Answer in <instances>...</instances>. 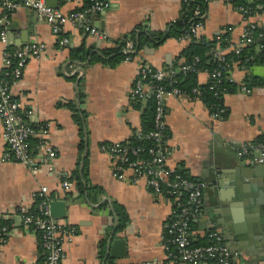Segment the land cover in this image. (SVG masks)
<instances>
[{
    "label": "crops",
    "instance_id": "crops-1",
    "mask_svg": "<svg viewBox=\"0 0 264 264\" xmlns=\"http://www.w3.org/2000/svg\"><path fill=\"white\" fill-rule=\"evenodd\" d=\"M49 1L53 9L64 14L83 4L81 0ZM108 1L102 13L87 17L88 24L104 37L98 39L66 23L61 29V37L68 40L66 46L59 45L50 27L30 9L22 7L6 14L0 9V32L3 19L8 22L4 28L8 45L0 42V73L7 47L30 42L46 45L42 56L28 59L22 79L13 83L10 93L22 111L31 113L26 116L27 123L33 127L42 124L47 129L49 143L56 151L52 161L40 162L38 171L32 173L8 158L0 122V223L10 228L0 244V264H44L38 235L25 227L21 218L22 210L30 209L42 187L51 200L66 203L64 217L56 220L75 228L72 240L63 245L62 264H109L108 259L112 264H185L169 258L165 249L171 202L155 194L143 179L132 182L130 171L125 172V180L116 179L111 157L101 151L100 144L119 143L139 131L141 111L130 98L137 57L150 67L162 68L176 60L187 42L167 38L156 48L147 47L142 55L113 67L89 63L90 58L82 63L69 59V48L84 44L99 54L100 49L111 47L139 24L150 31H164L179 17L181 0ZM205 6L200 37L211 40L228 32L230 44H238L244 28L241 11L228 0H211ZM248 20L264 30V10ZM252 72L261 78L262 85L248 90L243 83L248 71L232 65L229 77L238 89L223 96L227 116L222 120L212 118L197 98L179 94L164 100L165 145L170 152L166 164L173 170L183 169L203 185L201 212L190 237L200 240L216 233L231 252L229 264H264V228L260 225L264 220V171L257 182L243 178L241 171L253 165L238 156L241 145L253 143L264 134V63ZM197 80L207 83L208 74L200 72ZM68 105L84 115L82 136ZM85 158L89 184L103 190L96 203L79 196L73 184L66 191L61 188L63 177L75 169L81 172ZM113 202L121 205L128 217L120 232L115 229ZM111 234L125 241V254L101 259L100 252L103 250L105 256Z\"/></svg>",
    "mask_w": 264,
    "mask_h": 264
},
{
    "label": "built area",
    "instance_id": "built-area-1",
    "mask_svg": "<svg viewBox=\"0 0 264 264\" xmlns=\"http://www.w3.org/2000/svg\"><path fill=\"white\" fill-rule=\"evenodd\" d=\"M79 2L80 0H61ZM82 1V0H81ZM192 0H181V5H188ZM211 0H201L206 5ZM89 4L82 9L74 10L64 14L57 9L47 6L45 0H0V9L6 14L18 8L30 9L39 20L44 21L51 29L52 33L58 37L60 46H66L68 40L61 37L62 26L66 23L74 24L78 29L93 37L101 39L104 37L96 28L88 24L87 17L90 14H99L104 11L109 4L108 0H88ZM239 11L242 9L239 8ZM242 13V11H241ZM246 11H243L244 28L239 36L238 44H229L225 48L214 49L212 55L215 58L222 59L226 52L238 54L243 47L255 42H264V32L252 37L251 30L257 25L251 22L250 16L244 17ZM194 14L200 19L190 26L189 32L192 37L199 38V32L205 17V11L200 13L199 5L194 8ZM4 28L8 24L3 19ZM0 32V42L8 45L5 37V29ZM187 41L184 38L179 39ZM262 48V45H257ZM46 51V45L42 42H30L22 47H7L4 52V68L0 75L7 74L6 70L10 69L9 84L0 78V122L2 124V134L7 143L10 159L25 165L32 173L38 171L40 162H49L56 157V151L52 148L47 137V129L41 125L38 128L31 126L26 122V116L30 115L29 111H22L19 102L12 97L10 88L13 83L22 79L23 71L27 61L31 57H40ZM126 53L133 52L131 44L126 43L123 49ZM127 61H130L126 59ZM138 69L133 80L130 90V98L139 101L142 107L147 103L148 95L153 91L149 84L145 82L146 74L151 68L142 58L137 57ZM182 71L198 72L193 65H184ZM200 72H198L199 74ZM173 74V70H163L158 68L151 75L155 80H161L165 76ZM220 73L214 72L210 76L216 78ZM156 111L154 118V130L145 135L152 138L155 142V149L150 153L154 155L151 162L141 159L130 161L127 156V150L122 148L119 143H111V146L100 144L101 151L110 155L112 160L111 172L118 180H125V172L130 171L133 175L132 182L137 179H143L147 186L157 195L165 197L172 204L171 217L165 225V249L169 258L174 261L185 264H200L216 259L219 264H229L231 252L222 242L216 233L208 234V244L191 246L190 235L192 233L190 224L197 221L201 212L203 201V185L197 180H191L174 174L166 164V159L170 154L166 148V137L163 131L167 129L164 115V100L168 96L179 95L176 89L164 91L156 88ZM212 116V115H211ZM212 118H214L212 116ZM222 120V118H214ZM35 138L38 143L35 148L31 145V139ZM34 150V151H33ZM131 154L136 156L137 150H131ZM238 156L243 162L250 165H264V141L259 143H245L239 147ZM72 183L64 180L61 182V188L66 191ZM36 194L44 197L37 204V211L29 214L28 211L22 210V224L38 233L40 251L44 264H62L63 245L72 240L75 228L59 223L50 213L51 199L47 195L46 188L42 187ZM35 194V195H36ZM34 195V197H35ZM33 197V200H34ZM184 199V200H183ZM10 233L7 225H0V244Z\"/></svg>",
    "mask_w": 264,
    "mask_h": 264
},
{
    "label": "trees",
    "instance_id": "trees-1",
    "mask_svg": "<svg viewBox=\"0 0 264 264\" xmlns=\"http://www.w3.org/2000/svg\"><path fill=\"white\" fill-rule=\"evenodd\" d=\"M82 7L75 9L80 10L89 4L88 0H82ZM235 9L241 8L246 11L244 17L253 16L264 10V0H228ZM199 5L200 13L206 10V6L202 4L201 0H192L187 6L182 4L180 15L175 19L164 31H150L147 29L145 24H139L134 30L118 39L109 48L100 49V53H92L91 49L85 47L84 44L76 48H69V59L73 62H85L90 58L89 63H101L108 67H113L119 62L126 59L132 60L136 56H140L143 50L147 47L156 48L167 38H175L177 40L184 38L187 40L186 47L180 52L176 60L171 65H164L163 70H173V74L165 76L161 80H155L151 75L155 72V68L151 67L149 72L146 74L145 82L149 84L151 90H153L147 98V103L144 108L141 106L138 100L131 99L132 104L135 108L141 111L140 116V128L139 131L133 132L126 140L120 142L122 148L127 150V156L130 161L141 159L146 162H151L154 155L150 153L151 149H155V142L152 138H147L145 135L150 131L154 130V118L157 107L155 89L161 88L164 91H170L176 89L180 95H186L192 98L200 100L209 113L214 118L225 119L227 116V109L223 105V96L225 94H232L237 91L238 86L230 79V70L232 65L236 63L239 67L248 71V74L244 79L245 88L260 87L262 80L259 76L255 75L252 70L256 66H260L264 63V42H255L246 45L241 49L238 54L231 51L223 54L222 59L215 58L212 53L214 49L227 47L230 41V34L228 32L218 35L215 38L209 40L203 37L194 38L191 36L189 29L194 23L200 19L194 14V8ZM264 30L258 26L251 30L252 37H256L259 33ZM129 42L133 49V52L126 53L123 49L126 47V43ZM261 44L262 48L258 49L257 45ZM12 48H16L13 47ZM184 65H193L198 72H205L208 74V81L205 84L198 83L197 75L198 72L182 71L181 67ZM219 72L220 75L216 78H212L210 75L214 72ZM7 74L0 75V78L7 81L9 84L10 75L8 76L10 69L6 70ZM249 90V89H248ZM80 101L82 100V94L79 95ZM73 111V120L76 123L79 134L82 136L83 131V117L81 111L76 110L73 105H68ZM42 124L35 125L38 128ZM167 129L163 131L165 137L167 136ZM264 141V134L259 137L253 143H259ZM38 140L35 138L31 139V145L33 148L36 147ZM105 146H111V143H103ZM137 150L136 156L131 154V150ZM82 150V144L80 145V151ZM34 151V150H33ZM174 174H178L181 177H185L191 180L183 169L173 170ZM67 180L71 182L78 195H85L90 202H97L98 196H101L103 190L96 186H91L87 179V159L83 160V167L81 172L79 169L72 171L69 176L63 177L62 181ZM68 194V192H67ZM70 194V193H69ZM49 198L51 197L48 196ZM44 199V197L36 194L34 201L30 209L29 214H34L37 211V204ZM51 199V198H50ZM184 200V199H183ZM106 204L103 203L102 206ZM112 212L116 219L115 229L117 232L122 231L127 223L128 217L125 209L113 202ZM3 223H0L2 225ZM4 225V224H3ZM190 229H195V223L190 224ZM32 230V229H31ZM38 235V233H37ZM208 244V236L202 239H193L190 237V245H206ZM103 247V246H102ZM100 258H105L104 251L101 250ZM106 257L105 259H107ZM108 259L109 264H112Z\"/></svg>",
    "mask_w": 264,
    "mask_h": 264
},
{
    "label": "water",
    "instance_id": "water-1",
    "mask_svg": "<svg viewBox=\"0 0 264 264\" xmlns=\"http://www.w3.org/2000/svg\"><path fill=\"white\" fill-rule=\"evenodd\" d=\"M47 6L53 8V5H51L49 0H45ZM82 71V69H79ZM262 167L264 168V165H253L250 166L249 169H246V171H241V175L243 178H248L251 179V182H254V180L257 182V178L261 173H263L264 169L262 170ZM236 174L237 171H236ZM264 176V175H263ZM246 182V181H245ZM244 182V185L246 184ZM243 188H245L243 186ZM103 199L102 201H104ZM66 209V203L64 200H52L50 203V213L53 217H64V212ZM260 225L264 228V220L262 219L260 221ZM125 241L121 238H114V234L109 235L107 242H106V247H105V258L106 257H111V258H119L124 256L125 254Z\"/></svg>",
    "mask_w": 264,
    "mask_h": 264
}]
</instances>
